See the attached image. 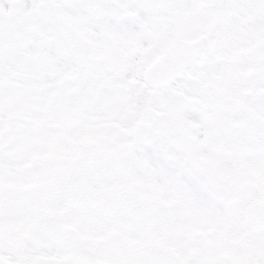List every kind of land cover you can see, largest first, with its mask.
Segmentation results:
<instances>
[{
	"label": "snow or ice",
	"instance_id": "snow-or-ice-1",
	"mask_svg": "<svg viewBox=\"0 0 264 264\" xmlns=\"http://www.w3.org/2000/svg\"><path fill=\"white\" fill-rule=\"evenodd\" d=\"M0 264H264V0H0Z\"/></svg>",
	"mask_w": 264,
	"mask_h": 264
}]
</instances>
